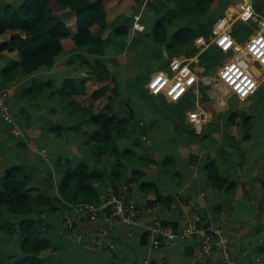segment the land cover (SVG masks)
Listing matches in <instances>:
<instances>
[{"label": "crops", "instance_id": "0c3cea01", "mask_svg": "<svg viewBox=\"0 0 264 264\" xmlns=\"http://www.w3.org/2000/svg\"><path fill=\"white\" fill-rule=\"evenodd\" d=\"M239 1L264 15V0H211L202 13L177 15L163 43L153 39L152 31L171 8L176 10V0H154L146 6L127 1L114 9V18L120 17L106 30L92 29L99 44H104L97 55L86 47H73L60 53L51 66L19 74L13 82L0 81L8 89L7 103L24 136L13 137L0 118V172L23 167L33 195L58 196L66 168L80 162L90 169L96 165L92 129L82 126V117L66 99L64 81L79 85L87 79L86 85L93 88L94 81L88 79L96 63H103L112 78L105 103L111 115L127 119L126 132L115 146L119 153L129 150L131 154L107 158L97 166L108 174L116 166L122 170L118 183L129 186L128 199L143 211L139 225L130 228L102 218L78 220L76 207L63 204L57 215L43 222L50 246L38 264H222L219 251L202 256L195 237L152 245L147 227L154 221L178 230L195 213L204 217L207 228L221 233L238 264L264 263V77L252 94L241 99L227 90L223 94L225 89L216 85L221 56L213 74L204 75L205 68L197 65L201 53L217 49L200 52L196 39L209 43L214 21ZM16 3L3 0V4ZM136 16L142 31L133 29ZM185 27L197 34L186 47H168L174 34ZM173 58L189 59L197 75L191 91L177 103L151 96L146 89L151 75L166 72ZM15 61H20L16 51H0V73ZM39 83H52L51 95L36 99L25 94ZM190 111L206 113V122L194 128L188 122ZM235 113L241 119L228 123ZM215 115L218 121L212 123ZM245 118L246 126L241 124ZM210 166L226 179V185H232L229 190L213 183ZM111 180L97 185L99 198L114 183ZM77 237L83 241L77 243ZM98 238L100 242L94 244ZM23 259L16 238L0 234V264H20Z\"/></svg>", "mask_w": 264, "mask_h": 264}, {"label": "trees", "instance_id": "16d2710c", "mask_svg": "<svg viewBox=\"0 0 264 264\" xmlns=\"http://www.w3.org/2000/svg\"><path fill=\"white\" fill-rule=\"evenodd\" d=\"M127 1L130 0H17L13 5L3 4L0 0V51H16L20 55L19 62H13L1 71L0 81L13 82L19 74L29 75L51 66L60 53L73 47H86L97 55L98 47H104V44H99V36L92 29L106 30L120 17L114 18V9ZM133 1L143 3V0ZM210 1L176 0V10L171 8L154 25L153 39L165 42L168 29L177 15L202 13ZM196 34L190 27L179 29L168 47H186ZM88 80L94 81L93 88L86 85L87 79L79 85L66 80L62 92L82 117V126L92 129V155L96 162L93 169L85 162H80L73 169L66 168L58 185V196L47 193L33 195L29 189L31 180L23 167L0 172V234L16 238V244L24 255L20 264H38L47 252L50 241L44 234L47 228L43 223L45 219L57 215L63 204L97 203L98 184L104 185L106 178H111L114 183L123 178L124 174L117 166L111 174L102 166L103 171L99 170L98 166L107 158L131 154L129 150L119 153L115 146L116 139L126 132L127 119L111 115V108L105 103L108 100L105 91L112 84V78L103 63H96ZM52 86V83H39L25 94L36 99L51 95L48 91ZM237 118L241 119L236 113L229 116L228 123H236ZM247 122V118L241 120L244 126ZM58 130L61 131L62 127ZM208 173L218 188L225 187L227 191L232 186L226 185V179L213 166L208 167ZM157 200L161 198L158 196Z\"/></svg>", "mask_w": 264, "mask_h": 264}, {"label": "built area", "instance_id": "2783aa9c", "mask_svg": "<svg viewBox=\"0 0 264 264\" xmlns=\"http://www.w3.org/2000/svg\"><path fill=\"white\" fill-rule=\"evenodd\" d=\"M151 2L153 0H143L142 5L146 6ZM133 20V29L142 31V27L138 24L139 16L134 17ZM238 22L255 26L254 30L252 28V33L243 41L235 38L231 32ZM209 36V43L198 38L196 45L200 52L207 47H215L219 52L222 62L214 78L216 85L241 99L246 98L255 91L258 79L264 77V19L255 13L250 3L239 1L232 5L230 11L214 21ZM196 81L197 75L191 68L189 59L173 58L166 72L151 75L146 89L151 96H163L168 102L177 103L191 91ZM7 98L8 89L0 85V118L9 127L13 137L24 139ZM187 117L194 128H199L207 120V114L201 111H190ZM128 192L129 186L125 183L110 184L97 203L81 202L74 205L79 211L77 219L95 221L102 218L105 223L113 222L130 228L138 226L143 211L130 202ZM203 220V216L195 213L191 221L178 230L154 221L147 227V231L154 247L195 237L200 240L202 256L211 257L219 251L222 264H238L229 252L221 233L207 228ZM100 240L101 238H98L93 243L98 244ZM82 241L81 237H77V243ZM256 261L260 262L259 259Z\"/></svg>", "mask_w": 264, "mask_h": 264}, {"label": "rangeland", "instance_id": "374dc122", "mask_svg": "<svg viewBox=\"0 0 264 264\" xmlns=\"http://www.w3.org/2000/svg\"><path fill=\"white\" fill-rule=\"evenodd\" d=\"M264 3V1H263ZM263 6V5H262ZM262 19H264V15L261 14L259 15ZM251 28H255V26H250L249 28H247L245 25L241 24V23H236L231 32L232 35L237 38L238 40H245V38L252 33ZM214 48H209L208 50H206L205 52L201 53L199 55V61H198V66L200 67H204L205 68V72L204 75H209V74H213L215 68L219 65V59L220 56L217 52H215ZM194 66H196V63L194 64ZM233 100V98H231L230 102ZM231 104V103H230ZM212 123L215 121H218V117L215 115L212 117Z\"/></svg>", "mask_w": 264, "mask_h": 264}, {"label": "water", "instance_id": "95a60500", "mask_svg": "<svg viewBox=\"0 0 264 264\" xmlns=\"http://www.w3.org/2000/svg\"><path fill=\"white\" fill-rule=\"evenodd\" d=\"M227 93V91L226 90H223V94H226Z\"/></svg>", "mask_w": 264, "mask_h": 264}]
</instances>
